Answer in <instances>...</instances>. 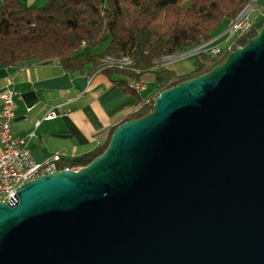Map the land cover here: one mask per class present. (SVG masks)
Segmentation results:
<instances>
[{
    "label": "water",
    "instance_id": "1",
    "mask_svg": "<svg viewBox=\"0 0 264 264\" xmlns=\"http://www.w3.org/2000/svg\"><path fill=\"white\" fill-rule=\"evenodd\" d=\"M0 264H264V22L0 202Z\"/></svg>",
    "mask_w": 264,
    "mask_h": 264
},
{
    "label": "trees",
    "instance_id": "2",
    "mask_svg": "<svg viewBox=\"0 0 264 264\" xmlns=\"http://www.w3.org/2000/svg\"><path fill=\"white\" fill-rule=\"evenodd\" d=\"M249 1L45 0L38 6L0 0V65L56 60L70 71H80L90 64L109 77L118 72L121 76L111 81L137 93L141 104L124 119L142 116L151 110L153 98L143 103L144 95L130 86L128 79L137 80L143 72L153 71L156 87L162 89L221 63L229 52L221 56L196 53L193 68L179 75L162 64L165 56L208 41L222 21L238 17ZM263 21L236 41L245 44ZM97 45L100 49H91ZM107 56L128 57L130 62L127 66L107 65L102 61ZM114 125L104 141L76 158L61 157L55 167L76 168L87 163L105 147Z\"/></svg>",
    "mask_w": 264,
    "mask_h": 264
},
{
    "label": "crops",
    "instance_id": "3",
    "mask_svg": "<svg viewBox=\"0 0 264 264\" xmlns=\"http://www.w3.org/2000/svg\"><path fill=\"white\" fill-rule=\"evenodd\" d=\"M21 1L33 5L41 0ZM220 25L213 37L225 31L227 26ZM116 76L121 75L114 72L109 77L90 64L80 71H70L56 60L0 65V93L4 87H12L16 103L10 123L13 136L27 138V147L36 161L55 151H61L62 158H76L94 148L140 103L137 93L111 81ZM139 79L146 84L139 93L152 95L157 88L155 73L145 71ZM47 109H52L54 115L43 118ZM34 120L38 122L33 124Z\"/></svg>",
    "mask_w": 264,
    "mask_h": 264
},
{
    "label": "built area",
    "instance_id": "4",
    "mask_svg": "<svg viewBox=\"0 0 264 264\" xmlns=\"http://www.w3.org/2000/svg\"><path fill=\"white\" fill-rule=\"evenodd\" d=\"M260 6H264V0L262 1V4H258V6L253 3V0H250L248 2V10L245 16L231 19L225 31L219 35L218 38H210L208 44H203V47L194 51V53L207 52L213 56H221L227 51L235 49L239 45V42L236 41L238 37L247 36L251 30L256 29V25L260 21V18L258 16H251V11L254 9L257 10ZM220 37L222 38L220 39ZM232 42L234 43V46H231ZM167 58L170 57L165 56L163 59ZM120 61H124V56L112 60L109 65H119ZM128 84H132L139 92L146 87L145 83H129V79ZM153 97L154 94L143 97V103L148 102ZM15 104L12 87H4L0 93L1 203L13 201L15 199V189L23 182L32 179L39 174L48 173L53 169H57L55 164L56 161L61 158L62 154L61 151H55L50 157L41 161H36L32 158L27 147V138L14 137L11 132L10 123L13 117ZM139 106L141 105L134 106L131 111L137 109ZM53 115L54 111L52 109H47L42 117L50 118ZM37 122L38 120H34L33 124H36Z\"/></svg>",
    "mask_w": 264,
    "mask_h": 264
},
{
    "label": "rangeland",
    "instance_id": "5",
    "mask_svg": "<svg viewBox=\"0 0 264 264\" xmlns=\"http://www.w3.org/2000/svg\"><path fill=\"white\" fill-rule=\"evenodd\" d=\"M45 0H41V1H34L32 4L33 5H38V6H40V5H43V2H44ZM263 1V0H262ZM262 1H260V0H257V1H253V3L254 4H256V6H258V4H262ZM246 8H248V5L246 6ZM241 14V13H240ZM239 14V15H240ZM251 16H258L260 19L259 20H261V19H263L264 18V6H260L257 10H253V11H251ZM264 22V21H263ZM228 26V21L227 20H224V21H222L221 22V25H220V28H222V27H224V26ZM225 26V27H226ZM256 27H257V25H256ZM219 32V30H217L213 35H212V37L215 35V34H217ZM106 35H104V40H105V37ZM219 36V35H218ZM218 36H216V37H213V38H218ZM223 37V36H222ZM222 37H220V39L222 38ZM102 39V40H103ZM212 39V38H211ZM213 42H215V41H213ZM203 44H208V41H202L199 45H193V46H191V47H188V48H186V49H184L181 53H179V54H175V55H172V57H170V58H167V59H164L163 61V66H165V67H167V68H170V69H172L175 73H176V75H179V74H182V73H186V72H188V71H190L192 68H193V66H194V58H195V54L196 53H194V51H196V50H198L199 48H201V47H203ZM231 46H234V43L232 42V44H231ZM238 47V46H237ZM91 49L92 50H94V51H96V50H98V49H100V46H95V47H91ZM231 50H233V49H231ZM230 50V51H231ZM230 51H227V52H230ZM226 52V53H227ZM220 53H222V52H220ZM219 53V54H220ZM211 55V54H210ZM221 55V54H220ZM217 56H219V55H217ZM107 57H110V56H107ZM106 57V58H107ZM106 58H104V59H106ZM111 58H113V57H111ZM115 58V57H114ZM103 59V60H104ZM102 60V61H103ZM104 63V62H103ZM105 64V63H104ZM132 80H134V79H129V83H130V81H132ZM135 82H139V83H145V81L143 80V79H135L134 80ZM175 84V83H174ZM159 87H157L156 89H155V91H153V94H154V96L159 92ZM153 100V99H152Z\"/></svg>",
    "mask_w": 264,
    "mask_h": 264
},
{
    "label": "bare ground",
    "instance_id": "6",
    "mask_svg": "<svg viewBox=\"0 0 264 264\" xmlns=\"http://www.w3.org/2000/svg\"><path fill=\"white\" fill-rule=\"evenodd\" d=\"M253 1H257V0H253ZM248 8H245L241 14L238 16V17H242V16H245L246 15V12H247ZM240 45V44H239ZM116 58H111V57H107L106 59L103 60V62L107 65H109V63L112 61V60H115ZM130 62V59L128 57H124V61H120L119 62V66L120 65H125L127 66L126 64H129ZM130 83H139V82H130ZM142 83V82H141ZM130 86L134 87L132 84H130ZM141 105V104H140Z\"/></svg>",
    "mask_w": 264,
    "mask_h": 264
}]
</instances>
